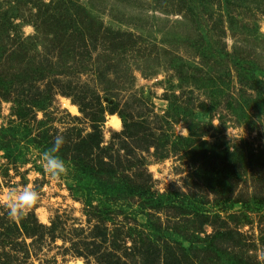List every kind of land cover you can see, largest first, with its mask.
I'll return each mask as SVG.
<instances>
[{"label": "rangeland", "instance_id": "1", "mask_svg": "<svg viewBox=\"0 0 264 264\" xmlns=\"http://www.w3.org/2000/svg\"><path fill=\"white\" fill-rule=\"evenodd\" d=\"M10 1L0 0V10ZM66 1L91 24L86 35L75 36V59L63 63L71 77L54 84L52 101L35 108L25 123L14 116L19 106L13 98L0 99V128L11 125L16 133V141L0 146V264H107L100 253L111 258V264H223L215 259L219 254L222 260L264 264V0ZM15 23L24 37L37 36V50L43 52L45 37L32 25ZM50 60L56 62L54 57ZM255 77L263 83L252 82ZM70 81L72 97L59 94ZM107 82L109 94L104 91ZM96 95L103 107L115 104L116 111L131 121H148L147 133H155L150 142L113 138L124 126L118 114L105 112L102 147L113 145L110 154L120 150L121 164L132 165L124 172L131 187L149 188L154 199L169 194L168 209L151 210L142 197L116 201L84 192L64 146L58 155L68 165V174L56 182L43 170L40 154L55 136L69 134L73 141L78 134L73 128L81 130V136L90 132L72 99L91 102L89 109L95 113ZM256 95H261L259 101ZM173 99L176 104L189 100L194 107L191 116L176 123L164 121ZM113 117L120 120L118 127ZM191 133L195 145L217 143L225 152L206 165L205 157L191 162L190 150L172 153L176 138H189ZM159 138L164 147H151ZM197 151L204 156L202 149ZM241 154L247 162L238 157ZM231 158L236 165L227 160ZM225 177L234 182L215 186V180ZM29 185L38 189L41 199L21 217L32 214L46 228L52 222L57 226L54 233L44 231L42 242L6 230L20 219L8 215L6 189ZM95 226L108 232L110 241L117 239L116 250L101 244L98 256L90 253L86 246L93 237L100 244ZM214 226L225 228L217 231ZM153 227L160 232L154 234ZM234 230L241 234V246L222 236ZM214 244L218 251L209 250ZM142 247L158 259L143 262Z\"/></svg>", "mask_w": 264, "mask_h": 264}, {"label": "trees", "instance_id": "2", "mask_svg": "<svg viewBox=\"0 0 264 264\" xmlns=\"http://www.w3.org/2000/svg\"><path fill=\"white\" fill-rule=\"evenodd\" d=\"M69 2L66 0H50L48 3H43L42 0H28L27 2H24L23 0H14L13 2L12 0L6 5L7 8L0 10V99L6 101L13 98L12 103H15L19 106L18 110L14 113V116L19 122L25 123L30 121L29 116L32 115V113L34 114L35 108H42L47 103L49 104L52 101V90L54 89V84L61 85L63 78L68 80L66 77H71V72L69 69L64 67V64L68 62V58L69 60L75 59L73 54V43H75V36H84L88 30H91V24H89L90 21L88 20V22L85 23L84 19L82 18L83 15L73 7L71 2V4ZM70 12L72 13L71 15H69ZM25 15H28V17L24 18ZM17 20L32 25L37 33L42 34L45 37L43 41V52L37 50V36L32 35L24 37L21 34L19 25L15 23ZM97 31H99V29ZM51 57L56 58V62L50 63ZM208 79L211 80L210 76L206 78V80ZM44 82H46L44 86L46 89L40 90V84ZM252 82H257V84L263 83L256 77L252 79ZM70 84H72L71 81L67 85L61 86L67 89L61 88L63 90H59V94L71 96L70 92L68 91L71 89ZM255 88L256 86L253 87V89ZM104 91L106 94L111 92L109 82L106 83ZM262 93H264V90ZM256 96V101H259L261 99V95ZM94 100H96L98 103V105H96L98 109L95 113H93L92 109H89V106L92 104L91 102L81 103V101L77 99H72V104H75L79 107L80 112L84 115V120L88 121L90 125V132L85 136H81V130L73 128V131H77L78 133L75 135L73 141L69 140L72 138V135L69 136L68 134V136L66 135L63 137L64 153L67 155L69 152V155L72 158L71 164L78 172V178L80 179L78 182L79 185L81 183L82 187L84 188L83 191L88 194H91V192L95 191L99 195H103L116 201H125L130 197H142L146 199V203L144 204L149 209L156 212L163 211L164 209L171 207L170 201L168 199L169 194L160 195L154 199L149 188L146 189L144 186H137L134 188L131 187L127 182L128 178L130 177L124 174V172H126L128 168L133 169L132 165L129 164L123 166L121 164V155L119 154L120 150H114L115 156L110 154L113 145L109 147H102L103 136L101 127L104 123L105 112L109 113L111 116H113L112 114H118L124 126V130L121 131V133L114 134L113 138L124 136L125 140L136 142L140 139H143V141L145 140V142H148L149 139L155 135L151 129L149 134L147 133V130H149L146 125L148 121L142 117H140V119H133L131 121L130 117H124L122 114L116 111L115 104L106 105V107H103L101 99L98 97V95L95 96ZM175 101L176 99H173L170 102L171 104L169 106V110L166 112L167 118H162L164 121L169 118L176 123L177 119L179 118L191 116V111L194 107L193 105L189 106V100L181 104H176ZM228 105L232 107L233 104L229 103ZM166 121L169 122L168 120ZM14 133V128L11 127V125L7 128H0V146L1 144H6L5 146H8L12 143V141H16ZM190 136L191 137L189 138H176L175 146L171 152L174 154L179 152L178 154H181V152L190 150L192 160L191 162L196 163L205 157V165L209 163L208 159H215V154L219 152H225L219 151V145L217 143L209 145L206 143V141H203L199 146L198 144L195 145L196 143L193 142L194 135L191 133ZM51 138L53 137H50V140ZM161 139L162 138H159L157 143H154L153 146L148 143V146L144 147V149L146 148V150H149L148 148L150 146L154 147L155 149H158V147L163 148L165 141L161 142ZM52 142L53 139L51 140V145ZM177 145H183V149L180 148V146L177 148ZM5 146L4 150L9 152ZM122 147V150H126L125 143L122 144ZM197 149H202L204 156H199ZM211 153L212 155H209ZM238 157L242 158L241 160H244V162H247V157L245 154H241ZM227 160L231 164L236 165L237 160H232V158ZM240 165L243 167L242 164ZM146 172L147 171H145V173ZM147 176L150 178V175ZM218 179L219 181L215 180L214 183L215 186L219 188L223 187L224 184L230 185V183L232 184V182H234L230 179H227L226 177L224 179L225 181H221L220 178ZM222 190L226 191L227 188H222ZM101 214L102 213L100 211V217ZM194 215L195 219L199 216L198 212H196ZM105 218L108 220L110 217L109 215H105ZM201 218V220L204 219L203 216ZM199 224L202 225L203 221H201ZM160 226L161 224L159 227ZM220 226L214 227L217 229V231L225 228V226ZM56 229V223L52 222L51 226L46 228L37 221L34 215L29 214L26 217H20L18 223H12L11 228H7L6 230L19 231L25 238L42 242L44 231L48 230L49 233H54ZM98 229L99 228L97 226L93 227V231L99 232L96 233L100 239V244L97 245V238L93 237L92 241H90V243L86 246L87 249H91L90 253L98 256L100 247L102 246L101 244L106 246L111 245V251L116 250L117 239H112V241H110L108 232L99 231ZM158 230L160 232L158 227L156 229L155 227L152 228V232L154 234H157ZM217 231L216 234H220ZM222 236L235 240L234 243L238 244L239 246L242 245L241 240L238 239L241 236L238 231H226V233ZM147 242L150 245L152 244L149 239ZM142 246L144 245L142 244ZM141 249L143 250V253H139V255L143 262L147 260L152 262L158 259L156 256L151 255V253L149 254L148 251H144L143 247ZM217 249L218 247L215 244L209 248L211 251H218ZM184 250L185 253L188 252L187 249ZM80 252L82 251H79L78 255H83V253ZM153 256L154 258L151 259ZM218 256H220V254L215 256V259L221 262L223 261V264H242L235 262L231 258L224 257L222 260ZM4 257H7V255L5 254ZM100 257H106L108 260L103 262L111 264V258H107V255L100 253Z\"/></svg>", "mask_w": 264, "mask_h": 264}, {"label": "clouds", "instance_id": "3", "mask_svg": "<svg viewBox=\"0 0 264 264\" xmlns=\"http://www.w3.org/2000/svg\"><path fill=\"white\" fill-rule=\"evenodd\" d=\"M63 144V136L57 135L54 137L51 147L40 154L43 170L48 174L51 180L56 182L61 181L69 172L68 165L60 155H58ZM2 182L3 177H0V183ZM3 199L8 209L9 217L20 218L23 214L29 212L38 205L41 194L34 185H29L19 190L16 188L6 189V195Z\"/></svg>", "mask_w": 264, "mask_h": 264}, {"label": "bare ground", "instance_id": "4", "mask_svg": "<svg viewBox=\"0 0 264 264\" xmlns=\"http://www.w3.org/2000/svg\"><path fill=\"white\" fill-rule=\"evenodd\" d=\"M112 124L113 126L118 127L120 125V120L117 117H113Z\"/></svg>", "mask_w": 264, "mask_h": 264}]
</instances>
